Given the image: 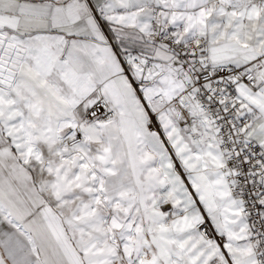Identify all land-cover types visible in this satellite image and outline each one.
<instances>
[{"label": "snow or ice", "instance_id": "6c2138e0", "mask_svg": "<svg viewBox=\"0 0 264 264\" xmlns=\"http://www.w3.org/2000/svg\"><path fill=\"white\" fill-rule=\"evenodd\" d=\"M0 264H264V0H0Z\"/></svg>", "mask_w": 264, "mask_h": 264}]
</instances>
